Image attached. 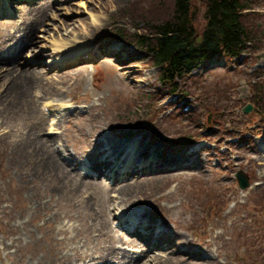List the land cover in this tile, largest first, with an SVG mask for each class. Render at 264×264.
<instances>
[{
	"label": "rangeland",
	"instance_id": "374dc122",
	"mask_svg": "<svg viewBox=\"0 0 264 264\" xmlns=\"http://www.w3.org/2000/svg\"><path fill=\"white\" fill-rule=\"evenodd\" d=\"M38 1L10 0L9 14L0 5V35L13 33L12 26L21 30L11 41L7 36L0 49V81L5 83L0 89V264H53L57 257L82 264L84 254L123 264L113 247L136 257L121 243L128 234L120 230L118 215L128 208L118 204L112 214L113 206L106 211L99 195L100 188L115 184L113 179L104 180L101 174L103 182L97 183L82 176L95 175L85 156L92 138L88 135L97 127H102L97 135L113 128V139L124 144L139 137L162 158L165 174L144 187L138 184L129 197L173 233L174 241L160 244L167 255L172 248L167 264H264V39L258 50L252 44L238 60L217 58L206 70L182 79L180 89L187 88L186 82L199 96L182 91L166 98L170 92L159 82L158 68L139 47L113 35L115 28L143 31L146 23L131 9L136 0H59L56 9L43 14ZM170 2L162 7L167 13ZM257 2L244 15H264V0ZM254 22L264 26L263 19ZM121 67L137 72L134 87L116 77ZM30 73L35 77H26ZM222 77L235 85L225 96L223 84L216 86L222 98L216 107L224 103V109L215 116L208 109L200 112L202 102L217 96L201 86L214 87ZM254 81L262 89L257 94L251 93ZM22 86L28 100L19 104L16 92ZM31 98L37 111L28 110ZM252 100L259 110L243 113ZM166 121L170 126H164ZM132 129L139 131L130 134ZM165 130H173L175 137ZM45 138L49 151L66 149L67 171L43 168L46 157L37 140ZM173 141L181 145L176 150ZM254 145L256 152L251 151ZM176 151L184 157H175ZM74 157L80 163L71 162ZM187 162L198 166L185 169ZM237 172L249 184L244 189L236 183ZM41 174L44 178L37 177ZM63 183L67 188L61 192ZM164 194L168 200L160 197ZM61 226L68 230L66 236L55 233ZM113 235L119 239H105ZM65 238L77 253L61 250L57 241Z\"/></svg>",
	"mask_w": 264,
	"mask_h": 264
},
{
	"label": "trees",
	"instance_id": "16d2710c",
	"mask_svg": "<svg viewBox=\"0 0 264 264\" xmlns=\"http://www.w3.org/2000/svg\"><path fill=\"white\" fill-rule=\"evenodd\" d=\"M165 1L136 0L132 2V12L139 13V20L146 23V26L142 32L134 33L115 28L113 35L118 40L136 45L142 50L152 66L158 68L159 82L169 89L171 95L182 92L179 85L182 79L202 69L208 62L218 57H223L226 61L237 59L248 51L251 44L256 47L252 49L253 51L258 50L264 39L260 37V33L264 37V26L260 22H254L259 19L264 21V18H261L264 15H244L247 9H254L253 7L258 5L253 4L258 3L257 0H170L172 2H170L168 13L162 9ZM250 25L263 27L259 31ZM256 36L260 38V41L257 39V42ZM197 80L192 81L193 86ZM252 83L250 84L251 93H259L262 90L261 85L256 81ZM210 85L201 86V88L205 91L214 90L217 96H213V101L207 104L202 102L198 109L200 112L208 109L209 113L215 116L224 109V103L216 107L218 101L222 99L216 86L222 85L225 88V96L228 88H233L235 85L230 81H224V77L215 85L213 84L214 87ZM185 87L187 88L183 92L198 95L193 93L195 87L193 90L190 89L186 82ZM203 94L206 93L203 92ZM251 106L255 110L260 108L254 100L251 101ZM131 109H133L132 106ZM261 109L264 110V106ZM209 120L207 116L206 125L210 122ZM164 126H170L169 122L166 121ZM188 127L186 129H191L190 125ZM193 131L196 130L193 129ZM164 132L174 133L175 137L173 130Z\"/></svg>",
	"mask_w": 264,
	"mask_h": 264
},
{
	"label": "bare ground",
	"instance_id": "6f19581e",
	"mask_svg": "<svg viewBox=\"0 0 264 264\" xmlns=\"http://www.w3.org/2000/svg\"><path fill=\"white\" fill-rule=\"evenodd\" d=\"M58 2L59 0H53V4L56 3L55 6H53L52 2H50L49 0H39L37 3L42 4L41 8L43 9L42 11L43 14L44 10L49 9L50 7L56 9V6L59 5ZM11 28L13 30V33L9 32V35H7L5 32L1 33L0 49L3 48V45L5 44V38L7 36L10 37L9 40L11 41L15 39L16 37L15 34L21 31L19 26H12ZM26 29L29 30V27L26 26ZM73 54H74L73 56L75 57L79 54V52L76 51ZM81 64H78L77 66ZM117 72L118 73L116 77L119 80L122 79L123 81H126L128 84L130 83L132 87L135 86L136 84L135 75L137 74V72L134 73L133 70H126V68L123 67H121V70ZM10 73H12V71H10ZM26 77L34 78L35 74L30 73L26 75ZM14 81L15 80H12L11 82ZM3 84L2 81H0V89ZM16 89L17 88H15V92ZM23 89L24 87L22 86L17 89L18 93L16 92V97L19 104L28 100L23 95ZM1 97H0V102L2 101ZM28 110L31 112L37 111L35 107L34 98H31ZM34 125H39V121L34 123ZM97 128H98L97 131L94 132L92 131L93 133L91 135H88L92 138L89 141L90 151H88L87 156H85L88 160V168L91 169L93 172H95V175L94 176L90 175L88 177L84 175L82 176L84 179L97 183L103 182L102 179L104 180H110V178L113 179L115 184H113L111 187L105 185L104 188L99 189V195L103 197L102 202H104L106 211L108 210V208H111L113 206L112 210L109 211L113 214V211L116 210V205L117 206L122 205L121 207H124L125 209L128 208L127 210L124 211L125 214L128 215L124 219L125 222H123V224L120 223L122 224L121 225L122 228L125 227L124 229L126 230V234H128V236H124V237L122 236L123 240L121 241V243L129 245L130 246L129 248L133 250L132 254L135 255L136 257L126 256L128 252L126 249H122L120 253L119 252L120 248L115 249L113 247L112 252L115 254L116 256L115 258H117L118 261L121 260L123 264H167V262H169L170 259L169 257H172L170 254L172 248L169 247V250H167L169 254L167 255L166 251L163 252L165 249L163 250L160 244L161 242L174 241L175 239L172 237L173 233L166 232L165 231L166 224L164 223V221L160 220L161 221L160 224H158L156 221H153L151 215L152 213L147 211L146 208H143L141 206L142 203H137L138 201L131 200V198L129 197V195H131L133 191L137 189L136 187L138 184H140L141 187H144L146 185L145 183L155 182L156 180L155 177H158L160 174H162V176L165 174L166 168L163 169L162 158L160 157L156 149L154 148L150 149L146 147L144 144H141V139L139 137H132L131 139H127L125 140L126 144H124L123 141H117L113 139V136L111 135V131L113 130V128H110V131L108 132H103L98 135H97L98 130L102 127L100 128L97 127ZM102 131H104V128L102 129ZM138 131L139 130L132 129L130 134H135ZM55 134H56L55 137V142H56L60 134H58L57 132ZM115 135L118 137L121 136L118 134ZM102 137L105 138V141L102 139ZM121 138H123V136H121ZM47 141H48L47 138L37 140V142L41 145L40 151H42L46 157V164L44 165L43 168L48 166L49 169L56 170L57 172L60 170L67 171V166H66L67 163L64 162V160L65 161L67 160V158L64 156V153H66V149L58 150V148L53 149V147H51V150L49 151V149L47 148ZM176 141L175 142L173 141L175 144L173 147H171L172 149L175 148L174 150H176V148L180 146L176 143ZM55 142H51V143L54 144ZM255 150L258 151L254 145L251 148V151L256 152ZM106 151L108 152L110 151L107 157H105L106 155L103 156L104 152ZM175 154H176L175 157H180V158L184 157V154H179L178 151H176ZM156 159H158L160 163L156 162ZM74 162L78 163V160L76 159L74 160ZM128 164L130 165L128 166ZM127 166L129 170H126ZM197 166L198 164H195L193 162H187V167L185 169L188 168L190 170H195ZM177 168L178 166L173 167V169L175 170ZM106 169H108L109 173L111 171V174L108 173H107L108 175L105 174ZM101 174L103 175L102 179L100 178ZM37 177L44 178V175L43 174L37 175ZM158 182L159 179H157L156 183ZM61 187H62L60 188L62 189L60 190L61 192L66 191L65 189L67 188V186L64 183L61 185ZM96 193H98V191ZM160 197L167 199L168 194L166 195L164 194ZM113 231L114 228L112 226L111 231L109 232L112 233ZM55 233L66 236L68 234V230L64 228V226H61L55 229ZM105 239L113 243L115 242V240H118L119 237L115 238L113 235V236H107ZM57 243L59 246H62L61 250H66V251L72 250L73 252L77 253V250L71 247L70 238L58 240ZM158 250L160 254L163 255L165 254L164 256L166 257H164L163 255L156 256L155 253L152 252ZM146 252L149 254L146 255L145 254ZM65 255L68 256V253H66ZM118 255H120L121 257L118 258ZM183 256L184 255L181 254V257ZM90 257H91L90 254L80 255V260L82 264H107L106 262L108 260H114L110 257L107 258L104 256L103 257L97 256L96 258L94 257L90 258ZM87 258H88V262H86ZM126 258H128V261L126 260ZM55 263L73 264V261H71L68 257L66 258L57 257L54 260L53 264Z\"/></svg>",
	"mask_w": 264,
	"mask_h": 264
},
{
	"label": "water",
	"instance_id": "95a60500",
	"mask_svg": "<svg viewBox=\"0 0 264 264\" xmlns=\"http://www.w3.org/2000/svg\"><path fill=\"white\" fill-rule=\"evenodd\" d=\"M240 96H246V95L241 94ZM251 108L252 107H250L249 105H246V106H244L242 111L245 113H249L251 111ZM236 179H237L238 185L240 186L241 189H244L248 185L247 180L245 179V176L241 172H238L236 174Z\"/></svg>",
	"mask_w": 264,
	"mask_h": 264
}]
</instances>
